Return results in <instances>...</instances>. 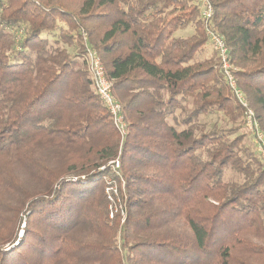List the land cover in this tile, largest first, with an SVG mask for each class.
I'll list each match as a JSON object with an SVG mask.
<instances>
[{"label":"trees","instance_id":"16d2710c","mask_svg":"<svg viewBox=\"0 0 264 264\" xmlns=\"http://www.w3.org/2000/svg\"><path fill=\"white\" fill-rule=\"evenodd\" d=\"M210 2L264 134V0ZM208 43L194 0H0V264H264V159L200 121L245 116Z\"/></svg>","mask_w":264,"mask_h":264},{"label":"built area","instance_id":"2783aa9c","mask_svg":"<svg viewBox=\"0 0 264 264\" xmlns=\"http://www.w3.org/2000/svg\"><path fill=\"white\" fill-rule=\"evenodd\" d=\"M194 1L200 7L201 16L206 27V33L209 37V43L218 58L219 68L223 72L226 81L238 103L245 109V118L247 119L246 128L248 129V132L253 135L254 142L257 144V149L264 159V134L258 129V126L254 120V113L252 109L249 108L243 92L236 83L234 72L237 70V68H234V65L231 63L229 49L225 41L209 26L211 18L214 14V7L210 0ZM85 59L87 70L92 80L95 92L101 99L102 103L106 106L113 124L121 132H124L125 123L122 107L112 93V82L109 81L105 76V70L98 53L94 50L87 49ZM114 164L115 166H118L116 162ZM109 189L111 190V188H108L106 191ZM113 190V193L116 194L115 189ZM110 216H112V213Z\"/></svg>","mask_w":264,"mask_h":264},{"label":"rangeland","instance_id":"374dc122","mask_svg":"<svg viewBox=\"0 0 264 264\" xmlns=\"http://www.w3.org/2000/svg\"><path fill=\"white\" fill-rule=\"evenodd\" d=\"M193 32H194V27L192 25H189L185 29L177 30L174 34L177 37H187V36H190L191 34H193ZM76 50L77 49L75 47H67V51L70 54H74L76 52ZM212 53H213V50L211 48L210 43H208V44H206L204 50L201 53L197 54L196 57H197V59L201 60V59L210 57L212 55ZM217 62L219 63L218 59H217ZM234 68H237V67L234 66ZM252 111H253V109H252ZM253 113H254V111H253ZM200 121L205 126L206 130L209 129L210 127L216 126L222 130L230 131L229 136L232 138L237 137L239 135H243L244 133H246V134L249 133L248 129L246 128L247 119L245 118V116H243V114L241 117L229 118L228 116H226L220 112L217 114L201 116ZM245 139L247 140V138H245ZM225 179L231 180V181H237V182H241L243 180L242 176H240L239 174H236L235 172L230 171V170H228L226 172ZM113 194H115V193H113ZM114 201H115L114 203H116V204L118 203V201H116V200H114ZM116 204H114L112 207V210H111L112 214L116 213L121 208L119 205H116ZM121 213H123V211H121Z\"/></svg>","mask_w":264,"mask_h":264},{"label":"crops","instance_id":"0c3cea01","mask_svg":"<svg viewBox=\"0 0 264 264\" xmlns=\"http://www.w3.org/2000/svg\"><path fill=\"white\" fill-rule=\"evenodd\" d=\"M175 35V34H174Z\"/></svg>","mask_w":264,"mask_h":264}]
</instances>
